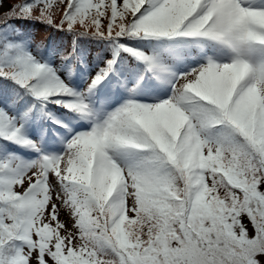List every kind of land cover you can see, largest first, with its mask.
I'll return each mask as SVG.
<instances>
[{
  "label": "snow or ice",
  "instance_id": "6c2138e0",
  "mask_svg": "<svg viewBox=\"0 0 264 264\" xmlns=\"http://www.w3.org/2000/svg\"><path fill=\"white\" fill-rule=\"evenodd\" d=\"M0 264H264V0L2 12Z\"/></svg>",
  "mask_w": 264,
  "mask_h": 264
},
{
  "label": "trees",
  "instance_id": "16d2710c",
  "mask_svg": "<svg viewBox=\"0 0 264 264\" xmlns=\"http://www.w3.org/2000/svg\"><path fill=\"white\" fill-rule=\"evenodd\" d=\"M6 2H7V0H5L4 3H6ZM11 5H12L11 1H8V5L7 6L10 7ZM31 32H32V34L35 37V42L36 43H41V44L46 43L47 42V37L50 35L49 32L45 31L42 37H37L38 28L31 29Z\"/></svg>",
  "mask_w": 264,
  "mask_h": 264
},
{
  "label": "rangeland",
  "instance_id": "374dc122",
  "mask_svg": "<svg viewBox=\"0 0 264 264\" xmlns=\"http://www.w3.org/2000/svg\"><path fill=\"white\" fill-rule=\"evenodd\" d=\"M8 1H11L12 4H16V3H20L21 2V0H7V2L4 3V5H3V9H0V14H2V12H6L8 10V8H9L7 6L8 5ZM44 32H45L44 28H42V26L39 27L38 28L37 37H42Z\"/></svg>",
  "mask_w": 264,
  "mask_h": 264
}]
</instances>
